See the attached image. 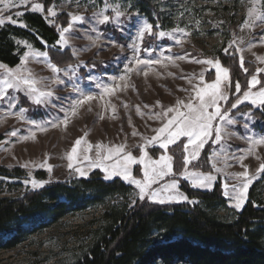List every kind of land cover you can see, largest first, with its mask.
<instances>
[{"label":"rangeland","instance_id":"1","mask_svg":"<svg viewBox=\"0 0 264 264\" xmlns=\"http://www.w3.org/2000/svg\"><path fill=\"white\" fill-rule=\"evenodd\" d=\"M146 1H149L158 11V14L156 12L153 13L152 17L154 21H150L145 7L136 0H107V3L110 5H120L121 10L126 13L125 16L121 17L122 23L119 27L112 22L108 24H97L93 19L94 13H97L104 7L105 0H56L51 5V7L55 6L57 12L55 17L48 16V9H44L43 13L36 12L42 14L44 17L48 16L47 21L50 24H55V20L61 15L68 16V24L70 22L69 13L82 15L85 18V22L83 24H76L73 30L67 35L70 36V44L73 47L87 50L81 51L78 59L72 56L76 61L74 65H78L80 61H83V65L78 68L75 76H72L71 73L69 75L61 74V79L64 81L62 84L48 83L47 86L55 94L51 104L47 106L35 105L23 91L16 92L11 89L8 95L18 98L15 108L9 109L6 102H0V135L4 137V140L0 142V165L9 169L19 167L27 174L24 180L0 179V185L4 184L2 186L3 188L0 186V189H5L0 195L1 198H21L31 191L43 189L48 184L71 182L87 178L94 171L102 172L105 177V172L100 168H89V161L83 160L82 158L78 159L76 166L85 168L87 170L86 176H80L75 171V168H68L69 161L66 159V154L71 151L75 141L84 137L85 133H87V142L93 145V150L87 153L92 159L96 157L95 146L98 144H103L107 147L124 144L126 145L125 152H130L139 159L143 155L139 147L144 144V139L142 138L152 137L155 135L153 129L162 126V121L156 119L157 114L161 112L160 106L167 109L168 107L175 106L177 99L187 101L193 84H199L200 72H204L206 82H211L214 79V69H210L206 65L188 62V60L182 61L177 59L175 66L168 61L164 62L167 64V67L159 64L153 65L147 77L143 75V72L148 71V69L141 66L139 72L130 74V79L126 82L127 86L125 87V82H121L118 78L125 74V68L128 66L127 61L133 55L129 44L138 29L139 25L137 21L146 20L152 23L154 32H173L174 29L179 27L191 33L189 36H184L182 33L173 32V36L176 39H182V45L177 44L172 37L165 36L158 38L156 36L146 35L140 53L142 59L159 58L161 52L165 56L171 55L173 57L187 55L189 56V60L201 58L219 59L220 54H225L223 49L228 46L229 42L233 39V34H235L237 39L243 38L244 41L239 46L244 49L242 53L244 56V67L246 68L245 64H248V72L245 73L247 80L255 74L257 67H264V64H261L256 59L257 56H264V45L260 43L261 37L264 36V25L258 23L254 29L241 30L243 22L247 18L248 9L252 6L251 0ZM32 3L40 2L39 0H29L27 5L10 9L0 15H3L5 19L11 15L14 20L23 23L22 18L24 14L28 11L32 12ZM17 11H21L24 14L17 17L15 15ZM105 14L114 16L111 8ZM8 24L12 23L6 22L0 28ZM157 24H159V28H156ZM12 25L19 26L18 23ZM93 28L99 33H102L99 44L95 47L91 46V40L88 38L96 37V32L92 31ZM112 40L116 44L122 45L123 51H121L120 47H113L110 43ZM253 44L256 46L251 47ZM18 47L22 51L23 57L27 52V48L23 44L18 45ZM249 47H251L250 51L248 50ZM144 48H153L155 50L151 56H148L143 51ZM169 48L171 52L167 51ZM55 49L59 52L69 50L71 53L70 49L61 51L58 45ZM233 49L235 50V45L232 49H229V52ZM237 53L240 57L241 53ZM27 67L37 77L44 78L46 82L50 81L53 76L52 72L44 63L33 60L31 57L29 58ZM66 68L68 67L62 69ZM70 76H72L71 79ZM193 76L195 79L192 80V84H189V78ZM90 77H95L96 82H93ZM110 78L117 79L113 81ZM258 78L261 79L262 85H264V73H260ZM97 82L108 85H112L113 83L120 85V90L114 96L108 98L111 105L115 106V112L112 111L111 107L105 110L102 106L103 101L97 99L81 107L78 114L71 118L66 128L63 125L58 128L49 126L47 132H40L32 125L16 118V114L23 108L27 110L25 116L29 120L39 123L51 120L53 117L63 119L65 113L60 111V108H69L73 102V98L77 97V94L72 91L73 83L78 84L85 92L97 95L100 92V89L96 86ZM246 84L247 81H243L241 84L242 92L246 90ZM257 87L259 88L260 86L258 85ZM233 92L234 84L233 89L229 92L228 104L221 102L222 108H227L235 101L236 97L232 94ZM137 108H139V112H137ZM257 110L260 109L255 108L248 102L241 104L236 109H231V117L237 122L233 125H225L226 135L225 139L221 142L225 146L226 153L229 156L227 160L229 166L225 169L228 174L244 171V168L240 166V163L234 157L244 155L242 150L249 147L245 139L248 134L254 133L260 135L261 131L256 127L264 128V123L259 121L255 116V111ZM6 113H11V115H6ZM248 113L251 114V119L246 118V114ZM101 115H103V119H100ZM246 123L249 125V129L247 130L244 128ZM12 131H16L18 133L17 136L9 135ZM32 132L36 133L35 140L21 139L24 136L30 137ZM134 132L138 134L133 135ZM186 139L182 137L180 141L174 145H170L168 148L167 154L173 156L174 175L165 176L158 183L153 184L152 189H160L163 185L175 180L178 184L179 192L186 195L181 188L183 182L190 188L200 191H211L218 181L221 183L222 189L224 182H227L230 187L237 183V181L231 179L229 176H225L224 172L218 173L213 169L212 161L209 157L214 150L220 152L221 144H214L210 140L201 151L199 159L193 160L188 164L187 169L190 173H211L217 176V180L213 182L211 189L192 187L190 180L185 179L182 175L185 168L182 145ZM145 150L153 160H158L161 155L165 154L164 150L158 146L148 145ZM82 155L83 153H81V157ZM257 156L260 159L250 155L243 161L250 175H255L260 164L264 162V146L257 149ZM116 159L106 160L105 164H114ZM44 163L52 166L51 173L46 168L40 167ZM23 165H28V167H23ZM216 167L225 168V163L222 158H217ZM41 173H44V176L37 175ZM132 175L135 179L143 180V166L139 164L133 165ZM261 175L262 173H260L259 178ZM113 178L120 177L116 176ZM32 179L45 181L46 183L43 187L33 189L31 183L27 185L24 183V181H30ZM192 179H195V177H192ZM132 186L134 187V191L130 194L126 196H113L106 201L107 204L104 206L90 209L76 215H70L63 221L39 233L30 235L12 250L4 248L6 240L13 235H19L21 237L25 235L18 233L17 229L19 227L17 221L9 224L5 231L0 232V264L75 263L92 243L93 232L104 223V214L109 204L130 205L133 204V201L140 200L138 195L139 190L134 185ZM257 193L264 202V184L260 186ZM161 194L165 195L170 193L162 192ZM225 198L228 200V206L217 208L215 211L223 220L231 221L235 219L238 212L242 209H235L232 207L233 201L230 198ZM144 201L153 203L148 197H145ZM194 202L201 205L199 201ZM184 203L188 202L184 201L171 204L177 205ZM39 221L38 218H30L24 222L21 229L28 233L31 227L37 225Z\"/></svg>","mask_w":264,"mask_h":264},{"label":"snow or ice","instance_id":"2","mask_svg":"<svg viewBox=\"0 0 264 264\" xmlns=\"http://www.w3.org/2000/svg\"><path fill=\"white\" fill-rule=\"evenodd\" d=\"M29 0H0V14L5 13L6 11L19 8L21 6L27 5ZM252 6L248 9L247 18L243 22L241 30L244 29H254L257 24L264 25V0H251ZM111 8L114 16L106 15L105 13L108 9ZM32 12H44V7L40 3H32L31 5ZM24 13L17 11L15 15L17 17L22 16ZM57 12L55 6L48 9V16L55 17ZM125 11H122L120 5H110L105 0L104 7L100 9L97 13H94L93 19L97 24H108L112 22L118 27L121 26V17L125 16ZM138 15V14H137ZM48 16H45V19H48ZM70 22L67 27H59L57 31L59 32V38L57 45L59 49L63 51L64 49H70L72 56L79 58L80 52L87 49H76L70 44V36L67 35L70 33L76 24H83L85 18L82 15L71 14ZM6 22L12 24H19L20 27H26L25 24L20 23L18 20H14L11 15L5 17L0 15V26H3ZM198 23V22H197ZM138 29L135 32L134 38H132L129 47L133 53L132 57L128 59V66L125 68V74L121 75L118 79L121 82H125L124 86L126 87V82L130 79V74L133 72H139L141 66H144L148 71H144L143 75L148 76V72L152 70L153 65H161L167 67L165 61H168L173 66H175L176 60H188L191 63H197L201 65H206L210 69H214V79L211 82L205 81L204 72L199 74V84H193L191 93L187 101L177 99L175 106L168 107L164 109L161 107V112L157 114L156 119L162 121V126L156 129H153L155 135L150 138L144 137V144L140 145V150L143 155L137 159L130 152H125L126 145L121 144L115 147H107L103 144H98L96 148V157L92 159L87 153L93 150V145L87 142V133L84 137H81L75 141L74 146L71 151L66 154V159L69 161L68 168L73 169L79 173L80 176L84 177L87 175V170L83 167H78L77 161L82 158L83 160L89 161V168H100L105 172V179H112L113 177H120L123 180L127 181L129 184L134 185L138 189L139 199L143 201L145 197H148L153 203L157 204H171V203H180L187 201L188 203H195L194 201L189 200V198L180 193L178 190V184L175 180L171 183L165 184L160 189H152V185L158 183L165 176H173V156L168 155V148L170 145L176 144L182 137L187 138L183 143V163L185 165L184 172L182 175L185 179H189L192 187L194 188H207L211 189L213 182L217 180V176L197 172H189L187 165L190 164L193 160L199 159L201 151L204 149L205 145L211 140L214 144H221L222 140L225 139L226 128L225 125H233L237 121L231 117V109L238 108L241 104L245 102L250 103L255 108L264 110V85H262L261 79H259L260 73H264V67H257L255 74L247 80L246 90L241 91V84L237 80L234 83V92L235 101L232 102L227 108H222L221 102L223 104H228L229 101V92L233 89V81L231 79L230 70L227 67H224L220 60L212 58H201V59H192L189 60V56L181 55L178 57H173L171 55L165 56L163 52L160 53V57L156 59H142L140 53L142 51V45L145 40V36H156L158 38H163L165 36L172 37L175 39L177 44L183 43L182 39H176L173 36V32L182 33L184 36H189L191 33L187 32L185 29L177 27L173 32L158 31L154 32V27L152 23L147 22L146 20L137 21ZM156 28H159V24L156 25ZM121 30H123L121 28ZM92 31L96 32V37H88L91 40V46L95 47L99 44L100 37L102 33L96 31L95 28ZM18 45L23 44L27 48V52L21 59V63L16 68H9L7 65L0 63V102H6L9 109L15 108L18 98L16 96H9V90H14L16 92L23 91L24 94L31 100L35 105L47 106L51 104L52 98L54 97V91L48 87V83L51 84H62L64 81L61 79V74L75 76L78 68L83 65V61H80L78 65H70L66 69H62L51 61L47 51H40L35 49L27 41L17 40ZM113 47H120L123 51V46L116 44L114 40L110 41ZM244 43L243 38L237 39L235 34H233V39L229 42L228 46L223 49L225 54H230L229 49H232L235 45V52L241 53L239 57V65L244 73L248 72V69L244 67V49L239 45ZM261 45H264V36L260 40ZM57 45H53L56 47ZM253 44L251 47H255ZM249 47V51L251 50ZM155 49L153 48H144L143 51L152 55V52ZM167 51L171 52L169 48ZM190 55V54H189ZM42 62L45 66L52 72L53 76L50 81L46 82L44 78L37 77L31 69L27 67L29 58ZM256 59L264 64V56H257ZM86 66V65H85ZM94 66V65H93ZM70 76V79L72 78ZM93 82H96L95 77H90ZM115 81L117 78H110ZM195 77L189 78V84H192V80ZM260 86L259 88L257 86ZM96 86L100 89L99 94L94 95L89 92H85L78 84L73 83L72 91L77 94L76 98H73L72 104L69 108L61 107L60 111L65 113L63 119L53 117L51 120H46L43 123L29 120L25 116L26 109L21 108L16 114V118L22 120L40 132H47L49 126L52 128H58L63 125L65 128L69 124L72 117L76 116L79 112V109L85 104H90L92 101L99 99L103 101V107L107 110L111 107L112 111L115 112V106L111 105L110 100L108 99L111 96H114L118 90H120V85L113 83L112 85L103 84L100 82L96 83ZM255 89V91H254ZM187 91V90H185ZM159 104V102H157ZM126 106V105H125ZM127 107V106H126ZM147 107V105H145ZM137 108V112H139ZM6 115H11V113H6ZM141 115H143L141 113ZM103 115L100 116V119H103ZM247 119H251V114H246ZM244 128L249 129V125L246 123ZM16 131L9 133L11 136H17ZM138 133H133L137 135ZM230 135V134H228ZM36 133L32 132L31 136L21 137L22 140L32 139L35 140ZM246 142L249 147L242 150L244 155L235 156L234 158L240 163V166L244 168V171L238 173L228 174L225 169L229 166L227 160L229 156L226 153L225 146L221 144L220 152L215 150L212 152L209 159L212 161L213 169L220 173L224 172L225 176H229L231 179L237 181L231 187L227 182L223 183V195L227 198H230L233 201L232 207L237 210L242 209L244 204L248 200V192L250 186L253 182L259 178L260 173H264V162H262L259 168L256 170L255 175H250L247 166L244 165L243 161L250 155L256 156L257 159H260L257 156V149L261 146H264V131L260 135L248 134L246 137ZM83 145V148H82ZM153 145L158 146L160 149L164 150L163 155L160 156L158 160H153L148 152L145 150L146 146ZM81 153H83L81 157ZM223 154V155H221ZM116 159V162L111 165H106V160ZM217 158H222L225 163V168L216 167ZM142 165L143 166V180L135 179L132 175V166L133 165ZM23 167H28V165H23ZM41 168H46V170L51 173L52 166L44 163L40 165ZM195 177V179H192ZM0 179H4L0 177ZM24 183L27 185L31 183L33 189L43 187L46 183L45 181H37L35 179L26 180ZM170 193L162 195L161 193ZM135 203V201H133Z\"/></svg>","mask_w":264,"mask_h":264},{"label":"trees","instance_id":"3","mask_svg":"<svg viewBox=\"0 0 264 264\" xmlns=\"http://www.w3.org/2000/svg\"><path fill=\"white\" fill-rule=\"evenodd\" d=\"M136 1L145 7L150 21H154L153 13L158 14L155 7L146 0ZM39 2L46 10L56 0ZM68 19L61 15L55 24H50L42 14L28 11L22 18L26 27L8 24L0 28V63L19 66L23 53L16 40H23L37 50L47 51L60 68L76 64L69 50L59 52L53 47L59 38L57 29L67 27ZM234 51L220 54L219 60L230 70L233 84L237 80L242 84L247 75L240 68L238 53L231 54ZM255 116L264 123V110L255 111ZM256 128L264 131L263 127ZM3 140L0 135V142ZM26 176L19 167L9 169L0 165V177L5 180H24ZM262 184L264 173L249 189L245 206L231 221L223 220L215 211L228 206L219 181L211 191L195 190L182 183L189 200L201 205H161L144 200L130 205L109 204L104 223L93 232L92 243L73 264H264V202L257 193ZM4 190L0 189V195ZM133 191L134 187L121 178L107 180L102 172L94 171L87 178L48 184L21 198L0 197V232L17 221L18 233L25 235L11 236L4 248L12 250L30 235L70 215L104 206L111 197L126 196ZM30 218L40 221L26 233L21 228Z\"/></svg>","mask_w":264,"mask_h":264}]
</instances>
